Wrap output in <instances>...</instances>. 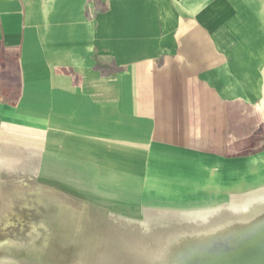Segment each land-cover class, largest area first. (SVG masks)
<instances>
[{"label":"crops","instance_id":"crops-1","mask_svg":"<svg viewBox=\"0 0 264 264\" xmlns=\"http://www.w3.org/2000/svg\"><path fill=\"white\" fill-rule=\"evenodd\" d=\"M260 193L264 0H0V260L169 264Z\"/></svg>","mask_w":264,"mask_h":264},{"label":"bare ground","instance_id":"bare-ground-1","mask_svg":"<svg viewBox=\"0 0 264 264\" xmlns=\"http://www.w3.org/2000/svg\"><path fill=\"white\" fill-rule=\"evenodd\" d=\"M242 231H235L226 237L177 248L174 250V258L169 264H213L211 261L213 258H217L221 264H257L262 262L264 260V241L263 243L258 241L256 242L258 244L249 248L248 251L241 252L247 249H241L243 244H247L246 231ZM148 259L149 262L144 264H161L159 256H149Z\"/></svg>","mask_w":264,"mask_h":264},{"label":"rangeland","instance_id":"rangeland-1","mask_svg":"<svg viewBox=\"0 0 264 264\" xmlns=\"http://www.w3.org/2000/svg\"><path fill=\"white\" fill-rule=\"evenodd\" d=\"M259 195H261V197L264 198V193H260ZM255 196L257 197L258 194H256ZM254 221L255 222L252 221V223H250V224L248 223L246 225V227H243V228L237 227L234 224L231 225V228H230L231 230L229 231V234L232 232H235V231H241V230H243L242 232L246 231L245 233H246L247 245L245 248H247V249L245 251H241V252L248 251L249 248H251L254 245H257L258 243H256V242H258V241H259V243H261V242L263 243V241H264V211L262 213H260L259 217H257ZM223 230H227V228H224ZM228 230H229V228H228ZM219 236H221V235H219ZM231 253H232V251H231ZM232 254H234V253H232ZM211 261H213V264H221V261L219 262L217 260V258H213ZM0 264H11V263H8V261H6L5 259H1ZM257 264H264V260L260 263H257Z\"/></svg>","mask_w":264,"mask_h":264},{"label":"water","instance_id":"water-1","mask_svg":"<svg viewBox=\"0 0 264 264\" xmlns=\"http://www.w3.org/2000/svg\"><path fill=\"white\" fill-rule=\"evenodd\" d=\"M258 226H259V225H258ZM258 226H257V227H258ZM257 227H256V228H257ZM246 245H247V244H243L241 249H244V248L246 247Z\"/></svg>","mask_w":264,"mask_h":264}]
</instances>
